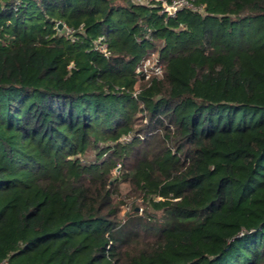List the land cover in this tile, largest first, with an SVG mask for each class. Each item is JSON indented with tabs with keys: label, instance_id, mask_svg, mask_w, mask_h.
Instances as JSON below:
<instances>
[{
	"label": "trees",
	"instance_id": "16d2710c",
	"mask_svg": "<svg viewBox=\"0 0 264 264\" xmlns=\"http://www.w3.org/2000/svg\"><path fill=\"white\" fill-rule=\"evenodd\" d=\"M195 5L0 0V262L264 264V0Z\"/></svg>",
	"mask_w": 264,
	"mask_h": 264
},
{
	"label": "built area",
	"instance_id": "2783aa9c",
	"mask_svg": "<svg viewBox=\"0 0 264 264\" xmlns=\"http://www.w3.org/2000/svg\"><path fill=\"white\" fill-rule=\"evenodd\" d=\"M135 2L147 5H160L161 12L168 16H175L182 9H193L196 10L198 7L195 5V0H134ZM68 33H71V29L68 28ZM105 39L100 37L96 41V48L100 49L104 54L108 55V46ZM147 58L141 67L138 68V72L145 73L147 78L152 75L162 76L163 65L159 58L153 60L152 64L146 66ZM129 140L130 137H125ZM0 264H10L8 261L0 262Z\"/></svg>",
	"mask_w": 264,
	"mask_h": 264
},
{
	"label": "rangeland",
	"instance_id": "374dc122",
	"mask_svg": "<svg viewBox=\"0 0 264 264\" xmlns=\"http://www.w3.org/2000/svg\"><path fill=\"white\" fill-rule=\"evenodd\" d=\"M68 33V32H67ZM156 58H158V54L155 53V54H152L150 55L149 59L147 60L146 62V66L147 65H150L152 64L153 60H155ZM95 154L94 152H90L86 155V158L85 161H92L93 159H95ZM133 162V159H129L128 162H127V165H128V168H130V165L132 164ZM121 169V163L118 165V169L116 171H119ZM128 183H121V191H122V194L121 196L119 197V199H123L125 198L126 200V205L123 207V211L121 213V217L124 218L126 216H128V213L130 212L132 206L137 203L139 206H142L144 207V202L141 201V199H137L135 198L134 195H130V196H127V189H128ZM139 208V210H141L140 207H137Z\"/></svg>",
	"mask_w": 264,
	"mask_h": 264
},
{
	"label": "water",
	"instance_id": "95a60500",
	"mask_svg": "<svg viewBox=\"0 0 264 264\" xmlns=\"http://www.w3.org/2000/svg\"><path fill=\"white\" fill-rule=\"evenodd\" d=\"M63 27H64L63 23L60 22L59 25H58V28L62 29ZM136 209L138 210L139 208H136Z\"/></svg>",
	"mask_w": 264,
	"mask_h": 264
}]
</instances>
